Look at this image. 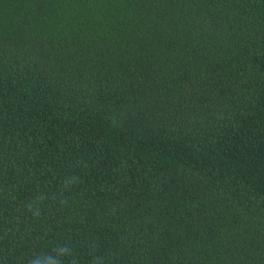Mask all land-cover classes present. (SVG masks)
<instances>
[{
    "label": "trees",
    "instance_id": "trees-1",
    "mask_svg": "<svg viewBox=\"0 0 264 264\" xmlns=\"http://www.w3.org/2000/svg\"><path fill=\"white\" fill-rule=\"evenodd\" d=\"M0 264H264V0H0Z\"/></svg>",
    "mask_w": 264,
    "mask_h": 264
}]
</instances>
